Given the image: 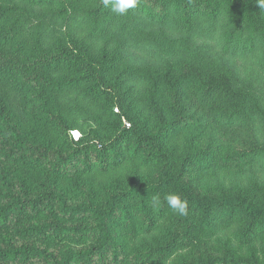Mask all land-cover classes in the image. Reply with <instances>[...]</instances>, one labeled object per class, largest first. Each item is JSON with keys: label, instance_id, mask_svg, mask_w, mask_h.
Wrapping results in <instances>:
<instances>
[{"label": "trees", "instance_id": "16d2710c", "mask_svg": "<svg viewBox=\"0 0 264 264\" xmlns=\"http://www.w3.org/2000/svg\"><path fill=\"white\" fill-rule=\"evenodd\" d=\"M196 102L251 127L230 184L209 123L187 115ZM257 188L264 0H137L124 15L111 0H0V264H264ZM221 206L250 255L193 253L198 216Z\"/></svg>", "mask_w": 264, "mask_h": 264}, {"label": "rangeland", "instance_id": "374dc122", "mask_svg": "<svg viewBox=\"0 0 264 264\" xmlns=\"http://www.w3.org/2000/svg\"><path fill=\"white\" fill-rule=\"evenodd\" d=\"M149 1L151 0H148V2ZM154 13L156 15L160 14L158 8H156ZM174 76L177 75L175 74ZM214 95L223 96L219 92H215ZM222 107L223 106H221L220 108ZM215 114L216 113H213V108L210 109L207 102L204 104H199L196 102L191 106L188 105L187 108V115L195 118L197 122L199 121L202 123H209L210 126L208 127V132L205 137V144H208L215 149H220L223 157L227 158L223 161V163L225 164L223 175L225 176L226 183L230 184L231 178L233 177L229 176L228 172L234 170V168L229 169L228 167L231 166L230 163L236 164L237 162H241V160H239V158L229 160L228 157H230L234 152L237 151L236 154L239 153V155L247 154L245 161H249L253 156L257 145L254 137L252 136L250 125L249 127L246 126L248 121L245 119V116L240 115L235 120H229V116L225 115V113L217 116ZM79 135V132L77 133L76 131L72 133V137L75 138L79 137ZM234 147L237 150H234ZM92 157L94 158V155H92ZM252 197L254 198L255 202L264 204V191L262 189L257 188V191H254V193H252ZM237 217H239L238 214L235 213L232 209H229L228 206L215 207L209 211H205L202 215H199V222L197 227L200 230L203 229V231L197 236V238L196 236L193 237L197 242V246L193 250V253L197 254L204 252H214V254H216L217 252L223 251V249L226 248H230L232 249L233 253H239L240 255L248 253L243 246V241L246 240V238L244 237L246 236H243L242 232H238L237 234V232L234 231L235 223L233 221V218ZM217 218H219V221L221 222L220 229H215L211 232L207 229L209 225L207 219H211V221H214ZM230 225H234V227L230 228ZM244 227L245 226H243L242 228ZM243 230V232H245L246 228ZM181 239L184 240V238ZM186 243L189 244L188 238ZM45 262L46 260L41 255L40 257L34 259V261H30L28 263L19 262L17 260L8 262L6 264H44Z\"/></svg>", "mask_w": 264, "mask_h": 264}, {"label": "clouds", "instance_id": "9594fccd", "mask_svg": "<svg viewBox=\"0 0 264 264\" xmlns=\"http://www.w3.org/2000/svg\"><path fill=\"white\" fill-rule=\"evenodd\" d=\"M109 0H105L107 4ZM112 11L118 15H124L129 9L135 8L137 0H111ZM169 207L177 214H186L187 202L182 201L178 195H169L166 197Z\"/></svg>", "mask_w": 264, "mask_h": 264}]
</instances>
